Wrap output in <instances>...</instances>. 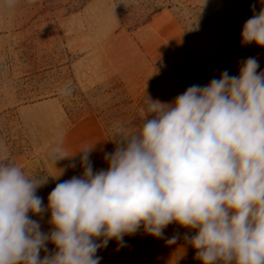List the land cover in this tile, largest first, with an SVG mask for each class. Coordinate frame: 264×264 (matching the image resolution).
I'll return each instance as SVG.
<instances>
[{
    "label": "clouds",
    "instance_id": "obj_1",
    "mask_svg": "<svg viewBox=\"0 0 264 264\" xmlns=\"http://www.w3.org/2000/svg\"><path fill=\"white\" fill-rule=\"evenodd\" d=\"M16 4L0 0L4 9ZM241 42L264 47V8L246 20ZM258 69V59L248 57L238 75L225 69L172 101L147 95L139 122L112 127L108 141L115 148L104 153L106 169L93 167L98 141L69 154L60 133L49 156L56 165L79 155L83 172L57 183L46 207L37 191L65 169L28 175L9 157L0 160V264H100L97 251L110 240L123 247L124 237L141 228L163 238L173 223L195 230L184 239L202 264H264V70ZM72 92L68 86L60 95ZM46 211L54 226L47 233L29 215ZM49 241L56 251L41 258Z\"/></svg>",
    "mask_w": 264,
    "mask_h": 264
},
{
    "label": "rangeland",
    "instance_id": "obj_2",
    "mask_svg": "<svg viewBox=\"0 0 264 264\" xmlns=\"http://www.w3.org/2000/svg\"><path fill=\"white\" fill-rule=\"evenodd\" d=\"M79 7L80 0H17L13 9L0 8V131L5 137L19 136L14 108L21 103L58 97L72 119L98 115L111 138L115 124L130 121L128 101L140 99L159 71L157 91L171 85L184 90L189 75L193 84L202 80L205 85L225 69L238 75L241 61L253 56L258 71L264 70V47L241 42L244 23L264 8V0H97L87 11ZM155 7L164 20L130 29ZM166 54L171 67L162 63ZM68 86L72 94L61 96ZM42 189L47 206L53 189ZM167 229L170 235L163 239L125 240L123 247L109 241L97 251L100 264H202L184 239L195 230L176 223ZM176 234L180 238L169 245ZM46 248L41 258L56 251L54 244Z\"/></svg>",
    "mask_w": 264,
    "mask_h": 264
},
{
    "label": "crops",
    "instance_id": "obj_3",
    "mask_svg": "<svg viewBox=\"0 0 264 264\" xmlns=\"http://www.w3.org/2000/svg\"><path fill=\"white\" fill-rule=\"evenodd\" d=\"M97 0L89 1L82 9L88 10L96 5ZM68 19L71 20V16ZM163 11L157 12L145 25H154L164 20ZM14 112L20 128L19 136L12 138L5 137L0 131V160L9 157L11 162L20 166L28 175L42 171L51 175H58L59 169H65L63 175L58 179L49 177V182L39 188L37 195L43 198L45 204V191L42 188L47 186L52 189L57 183L70 179L74 175H82L83 169L78 163L79 155L72 159H64L55 163L52 161L49 153L57 142V137L63 133L62 147L69 153H75L84 145H95V151L91 154L94 169H106L107 163L103 159L105 152L114 150L108 132L106 131L100 117L94 113H86L75 119L66 112L62 102L58 97H48L27 103H21L15 106ZM76 162V167H68L71 163ZM32 219L40 223L41 231L47 233L53 229L49 223L51 213L46 216V212L41 216L38 214H29ZM170 235L168 229L164 230V237ZM146 234L143 229L134 235H126L124 240H150L163 239ZM112 239L110 241H114ZM48 244H53L48 242Z\"/></svg>",
    "mask_w": 264,
    "mask_h": 264
},
{
    "label": "trees",
    "instance_id": "obj_4",
    "mask_svg": "<svg viewBox=\"0 0 264 264\" xmlns=\"http://www.w3.org/2000/svg\"><path fill=\"white\" fill-rule=\"evenodd\" d=\"M90 0H80V9L83 8V6H85ZM160 9L158 7H155L154 10L152 12H150L147 16L143 17V18H139L133 25L130 26V29H136L138 26L143 25L145 23H147L148 21H150V19L152 18V16L159 12ZM169 59V54H166L162 57V63L165 62V65H171L168 63ZM171 67V66H170ZM163 68V67H162ZM162 70V69H161ZM185 72L189 71L188 68L184 69ZM162 73L161 71H159V75L155 77V79L153 80L150 88L148 89V91L145 92V94L138 100L133 101V100H129L128 101V111L127 113H129V119L130 121L128 122H139V115L141 110L146 106V100H147V95L149 97H151L154 100H160V101H164V102H169L172 101L174 99V97L178 94H181L182 92H184L189 86L193 85V82L195 81V78L193 76V78L189 75L187 80V83L185 84L184 90L180 89L179 86H173L171 85L170 87H168L167 89H160L159 91L156 90V86L155 84L160 80ZM196 84V83H195ZM197 84L199 85H205L204 81H199L197 82ZM149 118H152L151 116H149ZM128 119V120H129ZM127 123V122H126ZM112 143V142H111Z\"/></svg>",
    "mask_w": 264,
    "mask_h": 264
}]
</instances>
